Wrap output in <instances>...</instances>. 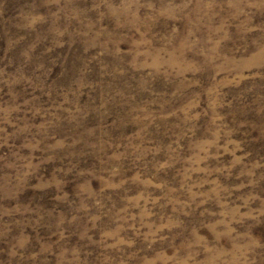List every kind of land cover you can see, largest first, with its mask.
I'll return each mask as SVG.
<instances>
[{
	"label": "rangeland",
	"instance_id": "1",
	"mask_svg": "<svg viewBox=\"0 0 264 264\" xmlns=\"http://www.w3.org/2000/svg\"><path fill=\"white\" fill-rule=\"evenodd\" d=\"M0 264H264V0H0Z\"/></svg>",
	"mask_w": 264,
	"mask_h": 264
}]
</instances>
